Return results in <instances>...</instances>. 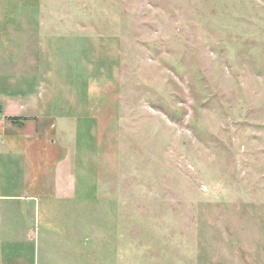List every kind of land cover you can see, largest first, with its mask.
<instances>
[{"label":"rangeland","instance_id":"rangeland-1","mask_svg":"<svg viewBox=\"0 0 264 264\" xmlns=\"http://www.w3.org/2000/svg\"><path fill=\"white\" fill-rule=\"evenodd\" d=\"M47 88L101 122L84 264H264V0H0V97Z\"/></svg>","mask_w":264,"mask_h":264},{"label":"crops","instance_id":"crops-1","mask_svg":"<svg viewBox=\"0 0 264 264\" xmlns=\"http://www.w3.org/2000/svg\"><path fill=\"white\" fill-rule=\"evenodd\" d=\"M0 98V264H69L75 256L84 264L90 253L85 201L91 192L78 166L83 170L88 162L101 122L59 114L48 88Z\"/></svg>","mask_w":264,"mask_h":264},{"label":"trees","instance_id":"trees-1","mask_svg":"<svg viewBox=\"0 0 264 264\" xmlns=\"http://www.w3.org/2000/svg\"><path fill=\"white\" fill-rule=\"evenodd\" d=\"M1 113H2V106L0 105V116H1ZM9 120H12L14 122H17L18 120V117H7Z\"/></svg>","mask_w":264,"mask_h":264}]
</instances>
